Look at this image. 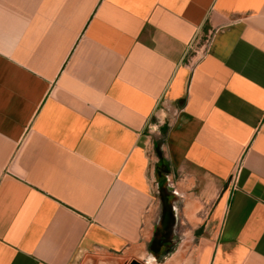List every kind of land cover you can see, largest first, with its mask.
I'll use <instances>...</instances> for the list:
<instances>
[{"label":"crops","instance_id":"obj_1","mask_svg":"<svg viewBox=\"0 0 264 264\" xmlns=\"http://www.w3.org/2000/svg\"><path fill=\"white\" fill-rule=\"evenodd\" d=\"M166 213L264 264V0H0V264L155 253Z\"/></svg>","mask_w":264,"mask_h":264},{"label":"rangeland","instance_id":"obj_2","mask_svg":"<svg viewBox=\"0 0 264 264\" xmlns=\"http://www.w3.org/2000/svg\"><path fill=\"white\" fill-rule=\"evenodd\" d=\"M161 108L157 111L152 119L150 120L151 123H156L158 120L161 121L159 126L158 132L156 134H163V128L166 127L167 123V113L168 111L161 112ZM175 183H172L174 186ZM163 189V188H162ZM159 196L162 201V207L167 212L168 204L165 196L167 192L164 190L159 191ZM183 199H180L179 206ZM165 227L161 229L159 232V236L163 239V246L158 247L160 251L158 252H151L152 246L147 247H139L134 246L127 250L123 255L118 257H110V256H102L99 254H86V255H79L76 259V264H193V259L195 255V243L196 241H192V246L188 245L186 248L183 246L184 239L188 231L184 230V224L181 226L176 223L173 226V229H168V216L167 213L164 216ZM158 235V234H157ZM181 250V256L177 255ZM173 255V257H172ZM175 255V256H174Z\"/></svg>","mask_w":264,"mask_h":264},{"label":"built area","instance_id":"obj_3","mask_svg":"<svg viewBox=\"0 0 264 264\" xmlns=\"http://www.w3.org/2000/svg\"><path fill=\"white\" fill-rule=\"evenodd\" d=\"M161 112H165V111H168L166 107L162 106L161 107ZM151 120V119H150ZM161 124V121L158 120L156 123H151V121H149L146 125V134L149 138H151L152 136H154L157 132H158V129H159V126ZM234 177H232V180H231V183H232V187L234 188Z\"/></svg>","mask_w":264,"mask_h":264}]
</instances>
